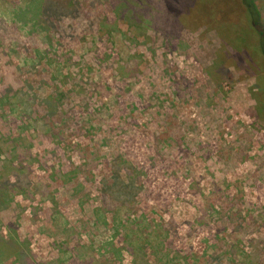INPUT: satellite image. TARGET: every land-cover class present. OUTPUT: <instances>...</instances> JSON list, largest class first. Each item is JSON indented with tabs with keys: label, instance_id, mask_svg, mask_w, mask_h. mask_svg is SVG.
Returning <instances> with one entry per match:
<instances>
[{
	"label": "rangeland",
	"instance_id": "rangeland-1",
	"mask_svg": "<svg viewBox=\"0 0 264 264\" xmlns=\"http://www.w3.org/2000/svg\"><path fill=\"white\" fill-rule=\"evenodd\" d=\"M143 33L111 0H0V264H264V70Z\"/></svg>",
	"mask_w": 264,
	"mask_h": 264
},
{
	"label": "trees",
	"instance_id": "trees-1",
	"mask_svg": "<svg viewBox=\"0 0 264 264\" xmlns=\"http://www.w3.org/2000/svg\"><path fill=\"white\" fill-rule=\"evenodd\" d=\"M111 4L118 22L142 34L153 31L177 38L183 30L213 29L220 36L222 49H230L239 59L235 58L237 67L248 71L252 64L264 70V29L255 0H111ZM252 38L257 39V48L249 50ZM128 238L126 235V251L136 255L139 249L132 251ZM152 252L163 264L159 249ZM162 258L168 260V255Z\"/></svg>",
	"mask_w": 264,
	"mask_h": 264
}]
</instances>
